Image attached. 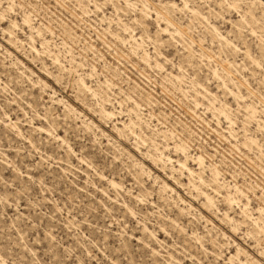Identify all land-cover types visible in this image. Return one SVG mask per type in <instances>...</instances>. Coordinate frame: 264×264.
Listing matches in <instances>:
<instances>
[{
	"label": "rangeland",
	"instance_id": "rangeland-1",
	"mask_svg": "<svg viewBox=\"0 0 264 264\" xmlns=\"http://www.w3.org/2000/svg\"><path fill=\"white\" fill-rule=\"evenodd\" d=\"M0 2V264H264V0Z\"/></svg>",
	"mask_w": 264,
	"mask_h": 264
},
{
	"label": "bare ground",
	"instance_id": "bare-ground-1",
	"mask_svg": "<svg viewBox=\"0 0 264 264\" xmlns=\"http://www.w3.org/2000/svg\"><path fill=\"white\" fill-rule=\"evenodd\" d=\"M11 1H12V0H11ZM0 4H1V2H0ZM9 9H12V7H9ZM4 12H7V11L5 10ZM165 18H166L165 21L167 22V24H168V25L171 24L170 17H169L168 14L165 15ZM0 19H1V21L3 20V15H0ZM23 21H24V25H25L26 27H28L32 33H38V35L41 36V31L38 30V29H36L35 27H33V22H32V20H31L30 16H25ZM11 23H12V26H13V27L18 28V23H17V22H11ZM168 31H169V28L161 29V33H163V34H167ZM7 34H8L9 37H10L9 42H13L12 40H13V38H14V32H13V31H8ZM29 38H30V40L33 42L34 37L32 36V34L29 36ZM31 44H32V43H31ZM49 44H50L49 41L44 40V43L42 44V47L45 46V45H49ZM32 49H33L36 53H38V50H36V48H35L34 45H32ZM38 54H39V53H38ZM39 55H40V54H39ZM54 62H55V64H59V63H60L58 57L55 58ZM81 82H82V85L84 86V88H86L87 90H90V88L86 85L84 79H81ZM0 83H1V79H0ZM4 89H5V88H4ZM59 103H62V101H59ZM14 105H15V104H14ZM104 114H105L106 116H108V117H110V116L112 115L111 113H108L106 110L104 111ZM137 118H138V120H141V118L139 117V115H137ZM130 124L133 125L134 122L131 120ZM9 126H10V127H13V129H15V130L18 132V135L21 136V137H23V134H22L21 130L19 129L17 123H14V124H13L12 121L10 120V124H8V127H9ZM32 128H33V131H35V132H39V133H41V134H45V135L48 136V137H49V136H52V134H50V133H51L50 130L47 129V128H45L44 126H34V127H32ZM116 130L119 131L118 129H116ZM57 138H58V140H59L60 142H62L63 144L65 143V140L61 139L60 137H57ZM68 148H69V151H70V152H73V149H72L71 147H68ZM175 148H176V150H178V151L181 150V151L186 155V157H187V155H188V151H187V149H186L184 146L176 145ZM147 156L150 157L153 161H160V162H162V163H164V164H166V163L171 164V163H172V160H171L170 158H167V160H166L164 157L161 158V157H158V156H157V157H156V156H152V155H150L149 153L147 154ZM195 160H196L197 164L199 165V169L207 168V166L205 165V160H204V158H203L201 155H199L198 157H195ZM177 162H178V165H179L182 169H185V170H187V171L189 172L190 176H194V175H195L194 170H192V169H190V168H187L186 165L182 164L180 161H177ZM215 175H216V176H219V172H218L216 169H215ZM108 182H109L110 186H111L113 189L119 190L120 188H123V184L117 182L116 179H115V177H110V179H108ZM194 187L197 188L196 186H194ZM236 188L238 189V187H236ZM204 196H205L207 202L214 204L213 199H212L208 194H204ZM141 202H142V201H141ZM247 207H248V205L245 206V209L243 210V212H244L246 218H249L250 220L253 221V223H254V225H255V227H256V228L254 229L255 232L258 233V234H259V231L264 233V228H261V227H260V223H261L262 221L260 220V218H254V217H252L251 214H249V212H248V208H247ZM225 217H226L228 220L234 222V219L230 218V216H229L227 213L225 214ZM263 225H264V224H263ZM145 228H146L147 231L150 232V230H149L147 227H145ZM152 234H153V233H152ZM241 252H242V249H241ZM235 261H237V257L233 256V257L230 258V263H231V264H235ZM252 261H253V260H252ZM239 264H245V263H243V262L241 261V263L239 262ZM252 264H259V262H258V260H254Z\"/></svg>",
	"mask_w": 264,
	"mask_h": 264
}]
</instances>
